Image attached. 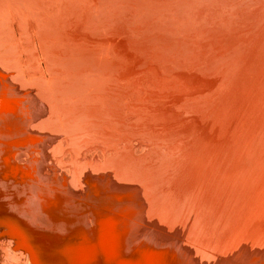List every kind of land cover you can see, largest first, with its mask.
<instances>
[{
    "label": "bare ground",
    "instance_id": "6f19581e",
    "mask_svg": "<svg viewBox=\"0 0 264 264\" xmlns=\"http://www.w3.org/2000/svg\"><path fill=\"white\" fill-rule=\"evenodd\" d=\"M1 264H264V0H0Z\"/></svg>",
    "mask_w": 264,
    "mask_h": 264
},
{
    "label": "rangeland",
    "instance_id": "374dc122",
    "mask_svg": "<svg viewBox=\"0 0 264 264\" xmlns=\"http://www.w3.org/2000/svg\"><path fill=\"white\" fill-rule=\"evenodd\" d=\"M1 264V263H0Z\"/></svg>",
    "mask_w": 264,
    "mask_h": 264
}]
</instances>
